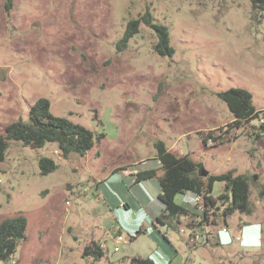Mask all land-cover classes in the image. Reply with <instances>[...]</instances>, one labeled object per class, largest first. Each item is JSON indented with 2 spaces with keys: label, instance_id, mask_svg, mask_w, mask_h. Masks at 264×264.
<instances>
[{
  "label": "rangeland",
  "instance_id": "rangeland-1",
  "mask_svg": "<svg viewBox=\"0 0 264 264\" xmlns=\"http://www.w3.org/2000/svg\"><path fill=\"white\" fill-rule=\"evenodd\" d=\"M146 9L168 26L173 56L156 52L157 33L146 24L117 49L127 22ZM232 87L248 89L264 108V14L255 15L250 0H0V134L29 121L30 107L46 97L55 115L91 129L95 141L85 155L67 157L55 143L10 141L0 163V220L22 213L28 227L3 263L130 264L133 256L155 255L157 264H264V131L252 127L259 118L228 125L233 116L218 93ZM159 140L189 155L204 177L231 169L247 175L252 213L224 217L221 202L205 206L194 193H179L177 203L193 206L187 215L158 224L156 237L153 227L137 233L151 224L141 215L157 208L160 188L157 178L131 183L158 166ZM42 156L58 164L46 175ZM102 182L112 192L118 184L119 199L144 203L145 193L154 203L112 209ZM221 190L216 181L213 196ZM253 223L263 230L260 247L221 243L222 230L227 237ZM161 233L177 252L159 245H168ZM245 234L256 241L257 227ZM93 240L104 248L101 258L84 255Z\"/></svg>",
  "mask_w": 264,
  "mask_h": 264
},
{
  "label": "trees",
  "instance_id": "trees-1",
  "mask_svg": "<svg viewBox=\"0 0 264 264\" xmlns=\"http://www.w3.org/2000/svg\"><path fill=\"white\" fill-rule=\"evenodd\" d=\"M255 15L257 12L264 14V0H250ZM141 24L152 27L157 33V41L154 45L156 52L161 56H173L175 48L171 44L170 31L167 25L156 22L150 9H146L139 17L130 19L122 37L118 40L116 46L119 51L124 50L130 40L140 32ZM218 96L224 100L233 116L228 125L231 128H241L259 118L263 110L257 109L253 103V94L243 87H232L228 90L218 93ZM257 130L264 131V123L259 126L252 125ZM259 134V133H258ZM101 136H104L102 134ZM209 138H212L210 131ZM208 137H204V142ZM218 139L219 137H213ZM11 140H19L27 145L36 148H42L48 143H55L64 156L72 152L85 155L89 149L94 146V133L86 126L74 122L67 116L55 115L51 110V102L46 97H40L35 104L30 107L29 121L19 119L7 125L5 133L0 134V163L6 158L7 150ZM157 154L154 159L158 166L145 168L138 171L135 180L131 184H140L143 180L158 179L159 192L155 198L157 208L152 211L151 220L153 233L158 228V224L165 225L167 220L176 219L179 222L180 216L187 215L191 208L190 202L179 204L175 198L179 193L192 192L195 195H203L202 203L205 206H215L218 202L225 205L223 210L224 217L238 211L241 213H252L251 204V184L245 174H235L231 169L222 173H212L207 177L201 175L198 170V163L190 158L189 155H177L170 151L166 144L159 140L156 143ZM40 171L46 175L54 171L58 164L52 157L42 156L39 159ZM162 173L158 176L157 170ZM222 182V190L217 197L212 194L214 183ZM102 185L108 195L114 198L112 209L123 205L130 208L148 205V200L144 199L138 202V199L115 196L114 192L118 190V184H112V191L109 190L103 182ZM124 187L130 188L131 185L126 182ZM147 195V194H146ZM159 206V207H158ZM219 208V207H217ZM159 209V210H157ZM208 209L202 211V216L208 219ZM28 218L22 214H16L11 217L0 220V264L9 259L17 250L18 244L27 239ZM147 232L148 228L141 225L137 233ZM155 235V233H154ZM156 237V235H155ZM161 238L167 244L161 241L159 245L167 252L173 249L172 242L164 234ZM177 252V251H176ZM105 254L103 246L98 241H91L84 248L85 256H93L95 259L101 258ZM174 255V254H173ZM172 255V256H173ZM130 264H157L154 258L147 256H133Z\"/></svg>",
  "mask_w": 264,
  "mask_h": 264
},
{
  "label": "clouds",
  "instance_id": "clouds-1",
  "mask_svg": "<svg viewBox=\"0 0 264 264\" xmlns=\"http://www.w3.org/2000/svg\"><path fill=\"white\" fill-rule=\"evenodd\" d=\"M253 225L258 226L257 235L259 236L260 239H259V242H257V243L255 241H253V239H250L245 234L246 228L253 226ZM247 227L245 229L239 230L238 233H236V232L231 233V234L227 235V237H223L221 233L222 232L228 233V230H226V229L222 230L220 232V235H219L221 243L227 245V244H231L233 242V240L238 239V240H241V245H243V246H253V247H257V248L260 247L262 244V237H263L261 225L259 223H254V224L248 225Z\"/></svg>",
  "mask_w": 264,
  "mask_h": 264
},
{
  "label": "crops",
  "instance_id": "crops-1",
  "mask_svg": "<svg viewBox=\"0 0 264 264\" xmlns=\"http://www.w3.org/2000/svg\"><path fill=\"white\" fill-rule=\"evenodd\" d=\"M256 107V106H255ZM257 109H258V107H256ZM232 119H233V117H232ZM145 181V180H144ZM144 197H145V200H148V205H152L153 203H154V197H152V198H150L149 196H147L145 193H144ZM154 199V200H153ZM121 207H124V209H125V211H126V213H128L132 208H130V207H128V206H125V205H123V202L120 204V206H118V207H116L115 209H121ZM141 218L142 219H144V222H145V220H149L150 222H151V220H152V218H153V214H152V212H149V211H145L144 210V213H142V215H141ZM151 224H152V222H151ZM151 224L150 225H147L146 226V228H151ZM254 224V223H253ZM253 226H256V225H253ZM145 227V226H144ZM257 227V231H258V226H256ZM260 227V226H259ZM120 231V230H119ZM262 232H263V230H262ZM119 233H121V232H119ZM119 236H121L120 234H118V237ZM258 236V235H257ZM256 236V237H257ZM259 236L257 237V239H256V243L257 242H259ZM151 257H152V255H150ZM154 257H155V255H154ZM153 257V258H154ZM161 260V259H160Z\"/></svg>",
  "mask_w": 264,
  "mask_h": 264
},
{
  "label": "built area",
  "instance_id": "built-area-1",
  "mask_svg": "<svg viewBox=\"0 0 264 264\" xmlns=\"http://www.w3.org/2000/svg\"><path fill=\"white\" fill-rule=\"evenodd\" d=\"M260 110H263L262 112H264V108H262V109H260ZM259 121H260V123H264V117H261V118L259 119ZM195 198H196V200H197V203H198L199 201H201V204H203V203H202L203 195H201V194H196V195H195ZM67 203L70 204V201H68ZM118 239H121V236H119ZM2 264H6V263H2Z\"/></svg>",
  "mask_w": 264,
  "mask_h": 264
},
{
  "label": "water",
  "instance_id": "water-1",
  "mask_svg": "<svg viewBox=\"0 0 264 264\" xmlns=\"http://www.w3.org/2000/svg\"><path fill=\"white\" fill-rule=\"evenodd\" d=\"M207 174V171H203L201 172V175H206Z\"/></svg>",
  "mask_w": 264,
  "mask_h": 264
}]
</instances>
